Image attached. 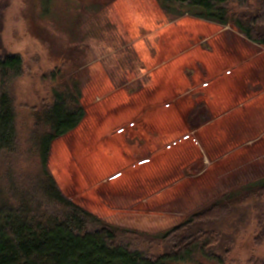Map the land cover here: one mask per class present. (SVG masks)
I'll list each match as a JSON object with an SVG mask.
<instances>
[{
  "label": "rangeland",
  "instance_id": "rangeland-1",
  "mask_svg": "<svg viewBox=\"0 0 264 264\" xmlns=\"http://www.w3.org/2000/svg\"><path fill=\"white\" fill-rule=\"evenodd\" d=\"M177 21L188 23L185 32L191 27L200 31L195 36H184L186 39L181 45L186 47L199 43L212 48L217 40L210 39L209 35L216 27L225 30L224 34L239 33L233 24L221 25L190 14L175 16L162 8L161 0H12L5 15V49L11 54H21L24 59V74L14 84L21 105L37 104L46 96L45 87L49 90L50 80L44 78L42 82L43 74H49L55 66L69 59L77 67L75 74L80 80L81 103L86 116L75 130L56 139L52 145L48 169L59 188L65 196L108 223L150 233L179 224L189 211L238 183L264 176V164H261L264 163V142L256 144L260 145L259 149L253 151L248 147L250 152L246 150L245 155L235 151L223 158L226 161L217 163L228 149L218 152L204 141L203 136L211 138V126L199 131L197 136L191 134L194 138L191 140L198 141L201 146L195 145L198 154L190 157L187 163L186 159L181 162L176 159L177 153L172 151L139 170L128 169L134 162L152 158L162 147L168 148L169 143L164 141L165 128L154 126L149 119L157 112L154 108L161 101L148 100V77L125 87L122 83L142 75L145 69L164 59V47L171 39L164 38L159 28ZM153 30V36L149 38ZM226 37L221 48L230 51L239 39ZM174 42L172 36V44ZM252 46L253 54L264 51ZM189 70L185 69V73ZM104 73L110 79L109 85L99 84ZM120 87L130 92L135 87L141 95L144 93L148 104L136 112L127 111L132 122L127 121L130 124L125 126L126 131L118 132L115 128L107 133L122 114L110 102L107 111L105 108L99 115L97 110L103 106L99 98L108 90L115 91ZM263 96L264 93L260 98ZM95 101L98 102L96 107ZM200 107L202 104L194 110L193 119ZM17 114L21 143L26 147L29 141L26 144L25 140L32 125L31 112L19 106ZM189 131L190 126L182 129V133L173 136L172 142L188 135ZM152 141L156 142L153 147L148 145ZM118 144V148L123 147L133 154L123 176L118 181L111 180L112 172L97 178L110 164ZM101 191L108 193L102 197ZM247 247L239 250L242 259L252 251L250 244Z\"/></svg>",
  "mask_w": 264,
  "mask_h": 264
},
{
  "label": "trees",
  "instance_id": "trees-1",
  "mask_svg": "<svg viewBox=\"0 0 264 264\" xmlns=\"http://www.w3.org/2000/svg\"><path fill=\"white\" fill-rule=\"evenodd\" d=\"M12 0H0V264H264V176L238 183L158 233L114 225L64 195L48 169L54 141L86 116L69 59L49 74L37 104L21 105L15 80L24 59L3 43ZM175 15L233 24L264 47V0H161ZM47 76V77H46ZM31 112L23 147L18 109ZM24 143V144H25ZM27 144V143H26ZM251 253L246 259L240 249Z\"/></svg>",
  "mask_w": 264,
  "mask_h": 264
},
{
  "label": "crops",
  "instance_id": "crops-1",
  "mask_svg": "<svg viewBox=\"0 0 264 264\" xmlns=\"http://www.w3.org/2000/svg\"><path fill=\"white\" fill-rule=\"evenodd\" d=\"M182 23L184 22L165 23L163 27H160L164 38L166 36L171 39L164 47V59L157 65L145 69L142 75L133 76L130 80L122 83V86L125 87L140 81L144 76L148 77L149 84L146 86L150 89L148 90V100L161 101L158 107L154 108L157 112L149 119L154 126L165 128L167 135H165L164 141L165 139L168 141V148L162 147L163 149L156 151L152 158L134 162L129 166L133 154L123 150L121 146V149L118 148L120 145L118 144L117 150L112 154V160L109 161L110 164L107 165L105 172L99 174L97 178L108 176L109 173L113 172V179L111 180L118 181L123 176L127 166H129V170H139L142 166H146L153 160L161 158L166 153L170 154L172 151L177 153L176 159H179L180 162L186 159L187 163L190 157L198 154L195 145H200L198 141L195 143L196 140H191L194 139L192 135L197 136L199 131L207 126H211L213 133L210 139L203 136L204 141L208 145H212L214 150H219L218 152H221L222 149H228L226 150L227 153L225 152L216 160L217 163L222 162L235 151L243 153L248 150V147L253 151L259 149L260 145L256 144L264 142V96L260 98V95L264 93V51H257L254 54L251 51L252 45L263 49L264 47L253 44L239 33L234 35L236 32L224 34L226 31L218 27L214 28L209 35L210 39L217 40L212 48L202 46L199 43L187 47L182 46L181 42L185 41L186 34L191 36H195L196 33L200 34L199 29L192 27L185 32L184 27H188V23L187 25ZM153 33L154 30L149 38H152ZM172 36L176 41L174 44H172ZM226 36L239 39V43L237 41L238 44L232 47L230 51H224L221 48L222 42L225 45ZM187 68L190 70L185 73ZM100 78L99 84L109 85L110 79L107 74L104 73ZM99 100L103 105L100 106L102 112L100 109L97 110L99 115L104 113L110 102L118 110H121L122 114L119 122L110 125L107 133L112 132L115 128L119 130L118 132L126 131L125 126L130 124L127 121L131 120L127 116V111L136 112L148 104L145 102L144 93L141 95L135 87L131 89V92L123 87L117 88L115 91L113 89L108 90ZM94 103L96 107L98 102L95 101ZM201 104L203 107L196 111L193 119L194 110ZM131 115L133 114L131 113ZM108 117L111 118V115ZM199 117L200 120H198ZM120 123L122 126L117 127V124ZM188 126L191 127L188 135L172 142L173 136L182 133V129H186ZM110 142L113 143V141ZM148 145L153 147L156 142H148ZM243 154L245 155V153ZM168 176L170 177L171 174ZM107 193V191H101L100 195L105 197Z\"/></svg>",
  "mask_w": 264,
  "mask_h": 264
}]
</instances>
